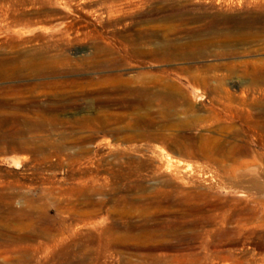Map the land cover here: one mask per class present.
I'll return each instance as SVG.
<instances>
[{
  "label": "rangeland",
  "instance_id": "obj_1",
  "mask_svg": "<svg viewBox=\"0 0 264 264\" xmlns=\"http://www.w3.org/2000/svg\"><path fill=\"white\" fill-rule=\"evenodd\" d=\"M120 1L0 0V264H264V201L225 173L264 136L211 87L264 82V0Z\"/></svg>",
  "mask_w": 264,
  "mask_h": 264
},
{
  "label": "bare ground",
  "instance_id": "obj_2",
  "mask_svg": "<svg viewBox=\"0 0 264 264\" xmlns=\"http://www.w3.org/2000/svg\"><path fill=\"white\" fill-rule=\"evenodd\" d=\"M103 2H104L103 4L105 5V12H103V14H106L109 18H119V17H124L126 15H132L133 13H136L137 11L140 10V8H138L139 6H137L134 3H126L127 5L125 4V6H124L122 3H120V2H122L120 0H103ZM257 20L258 19L253 21V23L258 24V22H260V21H257ZM235 26H236L235 28H239V31L241 34L238 37H236L232 33H229V34H231V35L228 34V41L230 42V44L231 43L234 44V43H245V42H247L251 38L250 35L248 34V32L252 29L253 25H251V23L245 24V23L241 22V24H236ZM232 56H233V54H232ZM241 65H248V64H241ZM253 65H257V64H253ZM245 85H246L245 83H242V85L239 87V89H240L239 91L241 92L240 93L241 97L240 96H234L232 94L231 87L225 83H216L213 86H211L214 93L224 94L225 100L228 102L227 106L224 107L225 108L224 116H222V114H220V113L216 114V116H217L219 121L225 120L226 122L229 123L230 126L228 125V127L226 129H224V131L228 130V129L229 130L236 129L235 133L233 132L234 134L233 133H231V134L234 135L233 139L237 142H239V137H240V134L242 133L243 129L238 130L236 128V125H235L236 120H239L241 123L246 124L247 128L250 129L253 133H258V134H261L262 136H264V82L263 81H255L249 87H245ZM243 87H245V88H243ZM157 92H159V91H157ZM251 92H252V94H251ZM220 96H222V95H220ZM153 97L154 98L156 97L158 100H161V102H162V99L165 98V96L162 93H157ZM236 99H238V102L235 101ZM170 102H171V100H170ZM185 103H187V102H185ZM235 103L238 104V107H234ZM161 105H162V103H161ZM133 107H134V105H133ZM244 110L248 111V114L246 116H244V113L246 112ZM230 118H232V119H230ZM5 125H7V124H5ZM29 126H30V124H29ZM22 130H23V128H22ZM216 141H215V143H216ZM227 144L228 145L226 146L225 152H224V149H223V152L229 158H232V157L236 158L238 156H242L244 154V152L247 150L244 146H241L236 142H231V143L227 142ZM218 148H219V146H218ZM206 155H208V153ZM220 158H222V157H220ZM162 166H163L165 173L169 171V168L165 162L164 163L162 162ZM225 173H229V174L235 173L234 176H236V178H235L236 180L234 181L235 183H232V185H234V186L240 185V187H238L237 190L241 194H245L251 198H254V200L264 201V162L261 163L260 165L259 164H249V163H247L246 165H240L237 161H235L234 165L229 166L227 168V170L225 171ZM207 174H210L212 176V178L214 176L210 172ZM204 180H205V178H204ZM243 187L246 191L243 189ZM259 219H261V218H259Z\"/></svg>",
  "mask_w": 264,
  "mask_h": 264
}]
</instances>
